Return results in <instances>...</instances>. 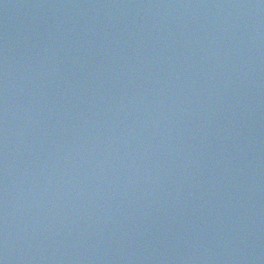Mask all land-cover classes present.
Masks as SVG:
<instances>
[{"label": "water", "instance_id": "water-1", "mask_svg": "<svg viewBox=\"0 0 264 264\" xmlns=\"http://www.w3.org/2000/svg\"><path fill=\"white\" fill-rule=\"evenodd\" d=\"M264 211V0H0V264H135Z\"/></svg>", "mask_w": 264, "mask_h": 264}]
</instances>
